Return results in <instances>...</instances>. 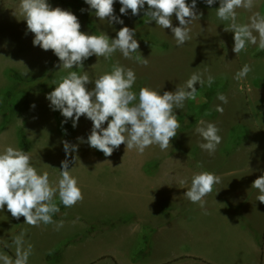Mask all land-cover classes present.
Instances as JSON below:
<instances>
[{
  "label": "rangeland",
  "instance_id": "374dc122",
  "mask_svg": "<svg viewBox=\"0 0 264 264\" xmlns=\"http://www.w3.org/2000/svg\"><path fill=\"white\" fill-rule=\"evenodd\" d=\"M47 2L53 8L71 11L78 17L80 30L87 34L97 35L86 26L82 12L74 7L76 4L82 6L94 21L98 35L106 33L110 38H115L123 26L135 29V39L140 47L131 60L125 59L117 51L107 60L95 55L89 57L83 62L82 69L60 68L61 62L51 50L44 51L33 45L34 34L27 31L26 21L19 14V0H0V100L5 90L13 85L6 74L8 69L40 74L38 79L45 80L47 88L21 85L16 91L11 90L7 108L18 112L19 107L23 106V95L27 92L29 110L24 131L30 143V149L26 152L32 166L39 174L47 171L50 182L55 186L60 179L61 161L67 158L70 174L78 180L84 197L73 207L62 205L63 208L53 215V219H65L60 220L63 227L59 230H56L55 224L41 223L38 227L25 224L23 217L14 219L5 206L4 210H0V253L9 255L7 249L15 257L13 238L24 232L26 245L30 243L33 246L29 259H44L40 264H133L129 259L108 257H118L124 253L151 254L153 259H141L142 264H252V260L238 258L237 251H232L229 246H221V241L214 238L213 224L219 216L215 206L205 203L202 209L184 194L191 186L193 174L220 171L226 166L242 168L251 161L249 158H252L254 151L264 147V86L253 84L255 79L264 78V57L254 56L258 46L248 44L240 54L233 52L234 33L225 32L228 22L221 21L216 15L219 0L206 8L196 6L198 14L203 15L192 21L189 26L191 39L182 46H177L171 29L156 26L154 21L140 22L131 15L130 10L127 15H122L119 0L114 3V14L124 21L123 25L98 20L95 10L84 0ZM254 5L251 11L243 8L236 10L238 23H247L253 12L261 13L264 0H254ZM172 22L174 27L179 26L175 16ZM137 55L147 58L148 65L138 63L135 60ZM116 62L134 70L136 82L133 87L141 84L161 95L164 91L174 92L176 88L184 86L194 72L203 73L205 81L209 75L214 78L211 86L207 82L203 86L197 83L196 99L186 100L182 109H174L180 128L167 150L162 151L158 145H152L140 154L135 149H126V145L122 144L112 156L105 157L86 142L92 122L84 116H81L75 128L69 119L70 134H64L67 129L62 123L64 117L59 110H53L46 99L47 94L55 89L53 80L59 83L60 78L69 71L80 74L87 71L94 81L99 75L110 72ZM245 64L251 66L252 71L246 78L237 81L234 76ZM204 86L212 92L210 108L216 111L219 105L223 107V113L217 111L218 115L213 119L202 117L190 128L182 130V125L189 123L193 116L190 112L205 101ZM86 87L92 90L94 83ZM218 94L225 95L228 102L224 104L220 101ZM7 108L3 110L7 111ZM201 119L216 124L220 129L218 134L222 142L213 155L199 147L200 143L205 142L195 132ZM2 121L0 114V125ZM21 124L22 117L15 115L6 127L0 128V153L8 146L20 150L17 129ZM237 128L246 129L244 132L240 130L244 138L238 145L232 146V133ZM64 141L77 145L78 150L66 156ZM198 163L202 167H198ZM181 180L186 183L181 184ZM55 203H61L58 194ZM134 211H140L157 224L166 221L165 216L170 220L173 218L166 229L164 241L158 240L154 247L147 242H141L142 246L130 242L129 231L117 226L132 223ZM188 212L189 216L181 219ZM99 232L103 236H96ZM55 251L56 254L49 259L48 255ZM184 255L210 259H177ZM61 256L64 259H60Z\"/></svg>",
  "mask_w": 264,
  "mask_h": 264
},
{
  "label": "clouds",
  "instance_id": "9594fccd",
  "mask_svg": "<svg viewBox=\"0 0 264 264\" xmlns=\"http://www.w3.org/2000/svg\"><path fill=\"white\" fill-rule=\"evenodd\" d=\"M84 2L95 10L98 20L124 24L114 14L116 0ZM204 2L211 6L216 0ZM119 3V12L127 15L130 10L132 16H138L147 5L144 10L146 22L154 21L156 26L171 29L177 46H182L191 39L189 26L203 15L198 14L197 0H191V4L186 0H119ZM254 6V0H219L216 15L221 21L228 22L224 31L234 33L232 50L236 55L246 50L248 44L264 50V15L253 12L247 23L237 22V9L251 11ZM18 11L26 21L27 31L34 34L33 45L44 51L51 50L61 62L60 68L82 69L83 62L89 57L95 55L107 60L117 51L125 59L131 60L133 53L139 51L135 29L127 26L121 27L115 38H110L106 33L87 34L80 30L81 24L76 15L60 7L53 8L47 0H19ZM173 16L178 20L179 26H173ZM135 60L144 66L148 65L147 58L141 55L135 56ZM250 71L251 66L245 64L234 79H244ZM135 82L134 70L116 62L110 72L99 75L94 81L87 71L83 74L69 71L60 78L59 83L53 80L55 89L47 94L46 99L50 101V107L59 110L65 118L62 123L71 119L75 128L81 116L89 119L92 128L86 142L105 157L112 156L114 150L122 144L126 145V149H135L143 154L152 145H158L162 151L168 149L171 139L176 137L180 128L174 109H182L186 100L196 99L197 83L203 86L207 82L211 86L214 78L209 75L205 81L203 73L194 72L184 86L176 88L174 92L164 91L162 95L148 86L141 87L136 93L132 91ZM90 83H94L92 90L86 87ZM217 98L224 104L228 102L223 94H218ZM216 111L223 113V107L217 105ZM195 132L205 141L199 147L213 155L222 142V137L218 134L220 129L216 124L201 119ZM78 139L84 142L82 138ZM63 147L66 156L78 150L77 145L67 141L63 142ZM197 166L202 167L199 163ZM61 169L60 179L53 186L49 173L45 171L39 174L32 166L27 152L6 147L0 153V210H4L6 206L14 219L23 217L24 223L32 227H38L41 223L55 224L56 230H59L63 227V221L53 220V215L60 211L55 203L57 194L64 207H73L84 198L78 180L70 174L67 158L61 161ZM220 179L208 171L195 173L191 178V186L184 195L190 202L199 204L204 209L203 198L212 193ZM180 183L184 184L186 181L181 180ZM251 187L259 190L260 194L256 199L264 203V175L255 179ZM24 236L25 233L21 232L13 238L14 258L0 253V264H28L33 246L30 243L26 245Z\"/></svg>",
  "mask_w": 264,
  "mask_h": 264
},
{
  "label": "crops",
  "instance_id": "0c3cea01",
  "mask_svg": "<svg viewBox=\"0 0 264 264\" xmlns=\"http://www.w3.org/2000/svg\"><path fill=\"white\" fill-rule=\"evenodd\" d=\"M262 149L254 151L252 158H249L251 161L242 168L234 169L226 166V169L212 171L221 178L220 183L214 186L211 194L203 198L205 203L214 205L216 212L219 213L213 224L215 225L214 238L221 241V246H229L232 251H237L239 253L238 258L252 260V264H264V203L256 199L260 194L259 190L251 187L255 179L264 175V147ZM176 198L180 200L178 197ZM139 212L134 211L135 215L131 220L132 223H122L117 227L128 230L130 242L133 241L139 246H142L141 242L143 244L147 242L154 247L158 240L164 241L163 239L167 233L166 229L169 223L173 222V218L170 220V217L165 216L166 221L157 224V222H153ZM188 216L189 212L188 215L182 218L179 217L185 219ZM53 220L56 222L65 221L61 218H54ZM121 222H125V220H121ZM208 231L211 233L210 229ZM102 234V232H99L96 236ZM5 250L9 256L14 258V254L7 249ZM108 257L109 259H129V261L131 260L130 263L133 264H142L141 259H153L151 254L124 253L118 257ZM60 259H64V256H61ZM177 259L210 258L184 255ZM229 259H232V257ZM41 260L44 259H29L28 264H40ZM45 260H47V254Z\"/></svg>",
  "mask_w": 264,
  "mask_h": 264
},
{
  "label": "trees",
  "instance_id": "16d2710c",
  "mask_svg": "<svg viewBox=\"0 0 264 264\" xmlns=\"http://www.w3.org/2000/svg\"><path fill=\"white\" fill-rule=\"evenodd\" d=\"M62 1V0H59ZM187 3L191 4V0H186ZM199 7L202 8H206L208 5L204 2V0H197V5ZM75 8L79 9L80 11L83 9L82 15H83V19L84 22L86 24V26L94 33H96L98 35V31L94 25V21L91 19V17L87 14V12L85 11V9L82 6L79 5H74ZM147 7L145 6L146 10ZM144 10H142L140 12V14L138 16H136L140 22H144L147 20L146 17H144ZM261 15H264V5L261 8ZM255 57H264V50H259L257 49L256 52L254 53ZM7 77L12 81L13 85L8 87L5 90L4 93V97H2V99L0 100V114L3 117V121L0 125V128L3 129L4 127L7 126V124L10 122L11 118L15 115H19L22 117V124L21 126L17 129V138H18V145L20 150L22 151H28L30 149V143L26 137L25 131H24V126L26 123V119H27V115H28V110H29V105H28V100H27V92L26 94L23 95V100L21 102V104L23 105L22 108L19 107V111L18 112H14L11 109H8L7 106L9 105V97L11 94V90H18L21 85H29V87H33V86H40L42 89H46V81L45 80H39V73H28L25 74L19 70L10 68L6 71ZM48 78H50V75L48 76ZM253 84L255 86L258 87H262L264 86V78H257L254 80ZM142 87L141 84H139L136 87H133L132 91L138 93L139 89ZM204 89V97H205V101L203 103H201L196 110H192L190 112V114H192V118L189 120V123L182 125L181 129H188L191 126H193L198 119L202 118V117H208V118H216L218 115V112L211 109L210 108V103H211V96H212V92L209 90H206V86L203 87ZM7 108V111H4L3 109ZM210 113L209 115H205V113ZM65 120V118H64ZM66 126V131H65V135L69 136L70 134V123L69 120H67L66 123H64ZM240 130H242V132H244L246 129H239L237 128L236 130L233 131L232 133V146L238 145L239 142L244 138V133L241 134ZM57 206L62 209V204L61 203H57ZM54 254H56L55 252H52L51 254L48 255V258L50 259Z\"/></svg>",
  "mask_w": 264,
  "mask_h": 264
}]
</instances>
